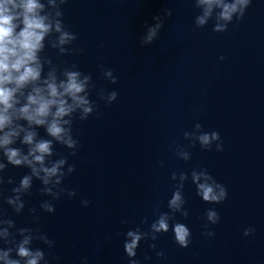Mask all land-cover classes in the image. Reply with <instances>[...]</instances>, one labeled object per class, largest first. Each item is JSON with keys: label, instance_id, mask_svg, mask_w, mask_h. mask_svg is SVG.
I'll return each instance as SVG.
<instances>
[{"label": "water", "instance_id": "water-1", "mask_svg": "<svg viewBox=\"0 0 264 264\" xmlns=\"http://www.w3.org/2000/svg\"><path fill=\"white\" fill-rule=\"evenodd\" d=\"M165 7L172 17L158 40L142 46L145 23L153 24L152 17ZM197 12L191 0H69L64 6V21L78 33L74 47L81 51L60 60L78 63L98 88L119 95L107 107L99 102V116L75 122L80 146L69 163L76 171L64 185L77 195L62 196L55 213H42L38 225L56 242L52 257L60 259L49 257L50 264H81L84 258L87 264H127L120 233L144 216L151 223L156 206L167 211L175 183L171 172L190 173L194 167L206 168L223 184L227 199L206 204L189 180L184 189L189 217L177 215V220L190 228L192 243L179 247L170 230L154 242L165 258L148 247L153 241H142L137 259L141 264H264V0H252L244 19L225 33L213 32L211 21L195 29ZM49 54L60 62L54 50ZM101 63L113 69L117 84L101 77ZM197 122L204 131L220 133L223 151H204L197 144L184 162L174 147L189 143L183 133ZM57 151L68 150L57 145ZM27 171L9 166L8 174L18 182ZM39 188L34 182L22 215L9 209L18 226H32L28 209L39 210L40 201L48 199ZM82 199L90 205L83 207ZM213 207L220 222L209 225L215 235L205 237L204 213ZM124 219L127 225L121 224ZM249 226L255 233L245 237ZM35 246L48 251L39 242Z\"/></svg>", "mask_w": 264, "mask_h": 264}, {"label": "clouds", "instance_id": "clouds-1", "mask_svg": "<svg viewBox=\"0 0 264 264\" xmlns=\"http://www.w3.org/2000/svg\"><path fill=\"white\" fill-rule=\"evenodd\" d=\"M69 0H0V264H50L52 249L56 242L38 226L42 213L54 214L56 202L66 195L74 198L75 189L64 185L65 179L76 171L69 158L77 154L80 141L74 132L76 121H86L90 116H99V102L107 107L118 98V91L98 88L92 73H85L78 63L60 60L81 50L74 47L78 33L64 21V6ZM194 9L195 29H203L212 22V31L225 33L232 25L235 28L245 17L252 0H191ZM170 8H162L152 17L154 23H145L140 44L149 46L159 39L165 23L172 17ZM54 50L57 63L49 54ZM222 61L224 56H220ZM101 77L111 84L118 83L113 69L103 63L99 65ZM95 92L96 99H93ZM39 129L44 130L41 136ZM183 137L189 143L176 145L174 155L184 162L192 158L188 150L198 144L204 151H223V140L218 131H204L201 123H195L192 131ZM57 145L67 149L66 154L57 151ZM165 166L163 160L158 161ZM9 166L28 171L20 177L8 174ZM175 182L171 197L167 200V211L159 206L153 208L154 219L144 216L140 224L129 228L123 235V250L127 264H141L137 250L141 242L155 252L157 258H165L156 251L158 237L173 233V240L181 248L192 243L190 228L177 220L189 217L184 194L189 180L195 186V195L204 203L217 205L228 197L227 188L219 183L206 168L194 167L186 171L171 172ZM40 184L39 194L43 199L28 209L32 226H18L9 213L23 214L31 196L34 182ZM90 201L82 199L80 204L88 207ZM206 223L202 235L213 237L209 225L220 222L216 208L204 213ZM128 220H121L127 225ZM143 226H147L146 229ZM255 228L243 229L245 237L252 236ZM46 246H35L36 243ZM59 261L60 257H52ZM145 260L151 259L149 256ZM87 264V258L81 261Z\"/></svg>", "mask_w": 264, "mask_h": 264}]
</instances>
